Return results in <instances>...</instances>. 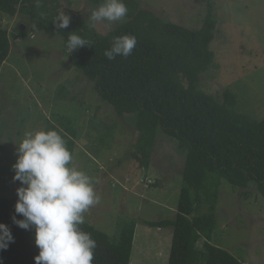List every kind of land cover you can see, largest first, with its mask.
<instances>
[{
  "label": "rangeland",
  "instance_id": "1",
  "mask_svg": "<svg viewBox=\"0 0 264 264\" xmlns=\"http://www.w3.org/2000/svg\"><path fill=\"white\" fill-rule=\"evenodd\" d=\"M33 1L49 12L50 20L54 21L63 10L74 22L84 20L89 30L99 34L106 35L119 25L94 24L90 14L98 4L91 0ZM212 1L217 25L210 48L215 58L201 74L198 87L221 100L223 92L230 89L237 95L240 110L260 120L264 117V0ZM138 2L141 8L193 30L203 27L208 13L207 0ZM0 27L7 30L11 41V53L0 73V196H17L19 181L2 169L16 162V143L28 131L54 129L56 125L65 130L64 122L80 131L72 164L93 178L101 197L84 214L85 221L117 240L121 229L136 219L130 264H169L173 228L161 229L147 221L176 217L187 150L181 149L177 139L160 131L150 151V166L143 167L141 158L134 156L139 153L138 146L145 143L138 140L139 133L132 126H137V117H123L118 123L117 115L110 121L104 114L109 110L111 113L113 107L103 102H96L100 111L96 116L94 101L88 114L78 99L63 101V94L67 96L70 90L79 92L80 98H89L90 89L85 76L76 71L62 36L33 33L31 18L21 12L0 17ZM50 108L61 119L56 121L52 116L53 125L44 116L50 117ZM88 116V122H94L92 128L83 121ZM13 136L17 141L12 140ZM6 148L12 156L3 153ZM221 182L218 226L211 242L245 264H264V196L258 195L255 187L248 188L250 193L244 195L243 189L226 179ZM207 206L202 204L201 211ZM203 243L199 240L198 246L203 247Z\"/></svg>",
  "mask_w": 264,
  "mask_h": 264
},
{
  "label": "trees",
  "instance_id": "2",
  "mask_svg": "<svg viewBox=\"0 0 264 264\" xmlns=\"http://www.w3.org/2000/svg\"><path fill=\"white\" fill-rule=\"evenodd\" d=\"M91 1L102 3V0ZM124 2L128 7L126 19L106 35L89 30L84 20H71L68 28L57 29L52 18L47 17H52L49 12L45 13L39 2L33 0H0V17L25 13L32 20L33 33L43 31L62 36L65 47L73 31L91 42V46L68 54L78 74L89 82L90 97L80 98L79 92L69 89V98L63 94V101L78 99L87 114L88 107L95 105L96 116L100 114L96 102H103L115 112L109 110L104 114L110 121L117 115L118 123H122L123 117L125 120L137 117V126L129 122L139 133L140 142L142 139L145 142L138 146L137 156L134 154L141 158L144 167L150 166V151L160 131L177 139L181 149L187 150L176 217L147 221L151 226L173 228L169 264H245L211 240L218 226L216 211L222 180L243 189L244 195L250 193L248 188L255 187L258 195L264 196V117L251 119L253 116L241 111L237 95L228 88L221 100L198 87L201 74L215 58L210 48L217 25L213 1L207 0L208 13L203 27L197 30L141 8L138 0ZM124 34L137 38L133 53L109 60L104 55L105 50L111 47L114 37ZM10 53L9 34L0 27V73ZM95 95H99L98 99H93ZM49 110L50 117L44 115L48 122L53 125L52 116L61 121L57 114L53 115V108ZM90 117L83 121L92 128L94 122H88ZM62 127L65 130L57 125L54 129L64 136L74 158L80 131L64 122ZM6 151L7 148L3 152L6 156L13 155L12 151ZM14 163L2 169L14 175ZM17 199L18 196H0V222L10 228L14 237L6 250H0V264H36L34 257L39 249L35 245V230H24L12 220L13 215L23 218L15 213ZM204 203L208 204L207 209L201 211ZM136 224L133 218L121 229L120 237L113 240L85 221L81 228L90 233L97 244L93 264H130ZM201 239L203 247L198 246Z\"/></svg>",
  "mask_w": 264,
  "mask_h": 264
},
{
  "label": "clouds",
  "instance_id": "3",
  "mask_svg": "<svg viewBox=\"0 0 264 264\" xmlns=\"http://www.w3.org/2000/svg\"><path fill=\"white\" fill-rule=\"evenodd\" d=\"M127 14L124 0H102L92 10L90 19L94 24L111 25L123 22ZM53 23L57 29H66L71 16L61 10ZM136 45L135 35L116 36L104 55L109 60L128 57ZM83 46H91V42L73 31L67 38L68 54ZM14 140L17 141L15 136ZM16 144L13 180L19 181L20 186L16 189L15 213L23 218L13 215L12 220L24 230H35V245L39 249L34 257L36 264H93L97 244L81 228L84 214L101 198L93 178L72 164L73 155L56 129L28 131ZM148 181L152 183L151 178ZM13 241L10 228L0 222V250H6Z\"/></svg>",
  "mask_w": 264,
  "mask_h": 264
},
{
  "label": "water",
  "instance_id": "4",
  "mask_svg": "<svg viewBox=\"0 0 264 264\" xmlns=\"http://www.w3.org/2000/svg\"><path fill=\"white\" fill-rule=\"evenodd\" d=\"M23 28H24V26H23Z\"/></svg>",
  "mask_w": 264,
  "mask_h": 264
}]
</instances>
